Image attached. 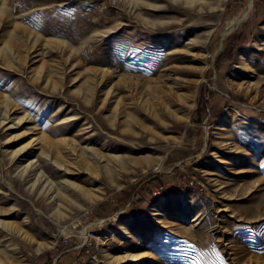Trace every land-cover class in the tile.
<instances>
[{"label":"rangeland","instance_id":"rangeland-1","mask_svg":"<svg viewBox=\"0 0 264 264\" xmlns=\"http://www.w3.org/2000/svg\"><path fill=\"white\" fill-rule=\"evenodd\" d=\"M247 2L0 0V264H264V0L222 35Z\"/></svg>","mask_w":264,"mask_h":264},{"label":"trees","instance_id":"trees-1","mask_svg":"<svg viewBox=\"0 0 264 264\" xmlns=\"http://www.w3.org/2000/svg\"><path fill=\"white\" fill-rule=\"evenodd\" d=\"M247 44H249V40L245 34L234 33L230 35L226 41L224 49L219 52L215 60L216 67L221 69V67L226 63H230L235 58L237 49ZM216 94L217 93L214 91H209V97L206 98L204 96V91L202 90L199 98V104L196 109V116L198 119L202 117L204 112H206V104L211 103V100L216 96ZM216 113L219 114L220 111H217Z\"/></svg>","mask_w":264,"mask_h":264},{"label":"bare ground","instance_id":"bare-ground-1","mask_svg":"<svg viewBox=\"0 0 264 264\" xmlns=\"http://www.w3.org/2000/svg\"><path fill=\"white\" fill-rule=\"evenodd\" d=\"M254 8V0H248L244 10L242 11L241 15L231 19L228 22V27L227 29L223 32V37L227 36L228 34H230V32L232 31V29L235 27L236 24H238L240 21H242L243 19H245L246 17H248Z\"/></svg>","mask_w":264,"mask_h":264},{"label":"built area","instance_id":"built-area-1","mask_svg":"<svg viewBox=\"0 0 264 264\" xmlns=\"http://www.w3.org/2000/svg\"><path fill=\"white\" fill-rule=\"evenodd\" d=\"M175 178H176V179H182L179 175H176ZM190 182H191V184H193V181H190ZM159 188H160V189H163L164 186H163V185H160ZM94 256H95V255H94Z\"/></svg>","mask_w":264,"mask_h":264}]
</instances>
